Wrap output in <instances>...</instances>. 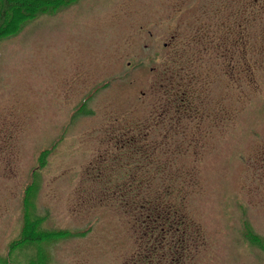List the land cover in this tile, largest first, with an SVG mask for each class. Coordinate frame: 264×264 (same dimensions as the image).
Segmentation results:
<instances>
[{
  "label": "rangeland",
  "instance_id": "1",
  "mask_svg": "<svg viewBox=\"0 0 264 264\" xmlns=\"http://www.w3.org/2000/svg\"><path fill=\"white\" fill-rule=\"evenodd\" d=\"M34 171L49 264H264V0H76L2 38L0 257ZM165 193L175 250L134 214Z\"/></svg>",
  "mask_w": 264,
  "mask_h": 264
},
{
  "label": "trees",
  "instance_id": "2",
  "mask_svg": "<svg viewBox=\"0 0 264 264\" xmlns=\"http://www.w3.org/2000/svg\"><path fill=\"white\" fill-rule=\"evenodd\" d=\"M76 0H0V40L4 37L16 34L22 29L25 22L32 20L43 14H50L60 10ZM50 152L49 149L43 150L38 158L39 167L44 164L46 154ZM36 171L31 176L30 183L25 187L22 197V226L20 234L17 238L12 240L8 246L6 254L0 257V264H49V258L46 251L47 245H49L56 237L64 235L62 232L55 231H44L41 229V219L34 213L33 198L35 195L36 184L34 179ZM129 186L123 188L119 193L124 194L127 192ZM122 188V187H121ZM169 193L164 194V198L151 199L149 203L148 211L145 213L142 206L137 207L134 211L135 217L138 221V228L140 236L143 238L144 234L149 236L153 241L156 239L164 238V243L169 244L170 250H175L174 236L176 235L175 223H170V215H172V209L168 207L166 198ZM154 202H158L154 205ZM147 215V219L152 225L151 230L148 231L149 226L146 225L145 231L141 230L144 222L143 216ZM153 218V220L150 219ZM152 222H151V221ZM179 226V225H178ZM137 227L134 225V228ZM187 227L183 220L181 221V232L182 242L180 244L181 260H183V253H186L184 248V241L186 236ZM246 238L252 243L259 246L264 252V240L259 238L257 235L247 231ZM187 241V240H186ZM185 241V242H186ZM153 246H151V255L153 252ZM162 246V247H163ZM161 247V246H160ZM145 248V246H144ZM141 252V251H140ZM183 252V253H182ZM152 257L150 256V259ZM150 259L146 257L144 253L135 257L133 264H149ZM167 259L161 257L160 264H166Z\"/></svg>",
  "mask_w": 264,
  "mask_h": 264
}]
</instances>
